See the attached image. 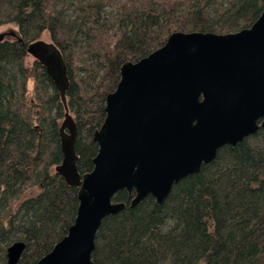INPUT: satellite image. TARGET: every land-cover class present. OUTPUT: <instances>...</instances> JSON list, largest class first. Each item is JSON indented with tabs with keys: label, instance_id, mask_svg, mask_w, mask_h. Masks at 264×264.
<instances>
[{
	"label": "trees",
	"instance_id": "1",
	"mask_svg": "<svg viewBox=\"0 0 264 264\" xmlns=\"http://www.w3.org/2000/svg\"><path fill=\"white\" fill-rule=\"evenodd\" d=\"M263 8L264 0H0V25H15L20 37L0 40V264L16 240L25 242L16 264H36L74 221L78 187L54 170L66 111L76 124L77 168L90 171L93 133L123 62L176 30L237 31ZM45 31L67 65L65 102L42 62H25L27 44ZM33 186L40 190L23 195ZM133 195L114 194L125 206L103 217L95 264H264V127L219 147L160 204L148 195L131 206Z\"/></svg>",
	"mask_w": 264,
	"mask_h": 264
},
{
	"label": "water",
	"instance_id": "2",
	"mask_svg": "<svg viewBox=\"0 0 264 264\" xmlns=\"http://www.w3.org/2000/svg\"><path fill=\"white\" fill-rule=\"evenodd\" d=\"M26 51L42 62L65 102L69 76L59 48L38 38ZM104 111L93 133V167L84 173L76 165L75 123L65 112L62 159L54 170L78 187L77 212L36 264H95L91 255L103 217L125 206L112 200L117 191H133L131 206L148 195L160 204L174 183L211 161L219 147L264 127V8L237 31L176 30L147 55L123 62ZM24 248L22 240L8 245L6 264H16Z\"/></svg>",
	"mask_w": 264,
	"mask_h": 264
},
{
	"label": "rangeland",
	"instance_id": "3",
	"mask_svg": "<svg viewBox=\"0 0 264 264\" xmlns=\"http://www.w3.org/2000/svg\"><path fill=\"white\" fill-rule=\"evenodd\" d=\"M0 36L4 40H14V39H17V37H19L18 28L15 25L10 24V23L1 24L0 25ZM40 38L43 39V40H46V41H53V40H51L50 35L48 34L47 31L43 32V34L40 35ZM33 58H34V56L31 55L30 53H28L27 54V57L25 58V62L27 64H31L32 61H33ZM27 86H28V89L31 91V89L33 88V81H32V79L28 80ZM71 117H72V115H71ZM39 190H40V187L39 186L28 187L24 191L23 195H28V194L30 195V194L36 193Z\"/></svg>",
	"mask_w": 264,
	"mask_h": 264
},
{
	"label": "flooded vegetation",
	"instance_id": "4",
	"mask_svg": "<svg viewBox=\"0 0 264 264\" xmlns=\"http://www.w3.org/2000/svg\"><path fill=\"white\" fill-rule=\"evenodd\" d=\"M63 121V120H62ZM61 121V122H62ZM73 121H74V123H75V120L73 119ZM61 125V124H60ZM60 127V126H59ZM75 127H76V124H75ZM66 131L68 130V128H67V125H65V128H64ZM258 130V129H257Z\"/></svg>",
	"mask_w": 264,
	"mask_h": 264
}]
</instances>
